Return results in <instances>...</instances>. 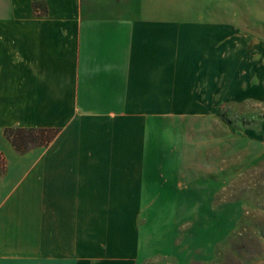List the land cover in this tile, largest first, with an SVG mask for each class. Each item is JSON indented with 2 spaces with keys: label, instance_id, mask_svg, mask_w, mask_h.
I'll use <instances>...</instances> for the list:
<instances>
[{
  "label": "crops",
  "instance_id": "0c3cea01",
  "mask_svg": "<svg viewBox=\"0 0 264 264\" xmlns=\"http://www.w3.org/2000/svg\"><path fill=\"white\" fill-rule=\"evenodd\" d=\"M220 2L0 0V264H181L150 215L192 175L186 121L264 94Z\"/></svg>",
  "mask_w": 264,
  "mask_h": 264
},
{
  "label": "rangeland",
  "instance_id": "374dc122",
  "mask_svg": "<svg viewBox=\"0 0 264 264\" xmlns=\"http://www.w3.org/2000/svg\"><path fill=\"white\" fill-rule=\"evenodd\" d=\"M244 1L231 6L223 0L229 3L220 2L219 13L264 44V0ZM258 58L252 50L251 60ZM257 93L249 113L228 107L222 118L186 121L181 157L192 175L177 193L156 197L170 212L150 215L166 238L153 253L179 256L181 264H264V94ZM41 136L34 138L48 137Z\"/></svg>",
  "mask_w": 264,
  "mask_h": 264
},
{
  "label": "trees",
  "instance_id": "16d2710c",
  "mask_svg": "<svg viewBox=\"0 0 264 264\" xmlns=\"http://www.w3.org/2000/svg\"><path fill=\"white\" fill-rule=\"evenodd\" d=\"M6 137L11 140L13 145L20 151L23 152L30 145L37 142L38 139L34 138L35 134L44 135V132L31 129H8L5 131ZM41 136V137H42ZM51 136L44 138L43 142H48Z\"/></svg>",
  "mask_w": 264,
  "mask_h": 264
}]
</instances>
